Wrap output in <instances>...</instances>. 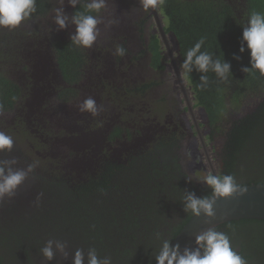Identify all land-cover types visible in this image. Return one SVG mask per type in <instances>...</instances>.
Instances as JSON below:
<instances>
[{"label": "flooded vegetation", "instance_id": "flooded-vegetation-1", "mask_svg": "<svg viewBox=\"0 0 264 264\" xmlns=\"http://www.w3.org/2000/svg\"><path fill=\"white\" fill-rule=\"evenodd\" d=\"M225 1L237 6L240 0ZM57 2V6L52 3L53 9L63 6L71 16L75 11H84L87 0H81L77 9L71 8L67 0L63 5L60 0ZM52 4L46 0L44 14L49 25L45 32L41 29L44 27L38 30L36 25V34L27 26L24 32H0V131L14 140L12 151L0 153V160L14 158L20 168L34 165L15 194L17 199L5 197L0 201V264H72L76 249L86 253L80 235L83 228L88 229L84 219L93 214L79 207L82 202L77 191L110 168L112 179L123 181L117 187L112 184V191L119 187L137 190L144 188L139 180L145 181L146 170L154 165L152 160H166L169 165L159 170L167 171L173 180L162 187L170 194L169 198L163 194L164 201L158 205L160 209L171 206L165 211L169 222L182 224L191 215L180 206L185 193L204 197L211 190L201 182L187 180L177 153L189 140L197 139V124L211 153L217 152L216 166L217 161L221 164L217 174L222 175L223 147L217 148V142L225 141L229 124L237 121L229 98L225 101L227 112L217 125L207 110L197 104L193 87L182 74L178 39L164 9V5L168 9L173 6L171 0L148 10L141 7L139 0H107V7L99 13L103 20L98 26L100 36L91 49L70 42L75 26L69 24L67 30H59L54 22L55 11L49 10ZM118 46L124 48V55L116 53ZM38 58L46 61L47 75L34 81L31 74L41 63ZM88 97L100 107L98 114L80 111V104ZM253 155L257 158L252 157L247 163L243 159L234 166L238 185L252 184L251 177L252 181L264 182L263 167L250 178L244 177L246 166L252 161L254 164L263 153ZM203 163H207L205 159ZM23 192L29 194V199ZM175 192L177 199L169 203ZM61 195L71 203L75 227L60 231L48 226L36 234H27L33 239L29 247L19 250L18 222L40 203L53 209ZM142 196L143 192L130 195L136 205L143 201ZM99 228H89L88 232L100 233ZM150 230L146 226L141 233L151 236ZM48 240L64 242L68 259L57 254L53 261H46L40 250Z\"/></svg>", "mask_w": 264, "mask_h": 264}, {"label": "trees", "instance_id": "trees-1", "mask_svg": "<svg viewBox=\"0 0 264 264\" xmlns=\"http://www.w3.org/2000/svg\"><path fill=\"white\" fill-rule=\"evenodd\" d=\"M171 2L173 6H169L168 9V6L164 5V9L168 11L166 16L169 27L178 39L181 64L187 50L201 38L205 39L201 51H208L214 58L221 60L224 58L231 64L232 76L230 75L227 81H221L210 71L207 73L208 85L201 89L199 85L202 74L195 70L188 80L198 100L197 104L207 110L210 120L217 125L227 112L225 103L227 98L233 109L238 110L243 101L264 92V76L258 71L248 73L242 71V68L250 67V54L246 45L245 52L243 54L239 52L243 27L246 26L252 12L264 13V0H240L237 6L225 0L198 2L171 0ZM46 7V0H37V11L30 18L44 16ZM4 30L6 31L3 29L0 32ZM229 125L220 154L225 165L222 175L237 174L234 167L236 163L242 162L243 159L247 163L253 160L252 157L257 158L253 155L255 153H263V156L258 157L254 164L252 161V165L246 166L244 177L247 175L246 177L250 178L258 168L263 167L264 172V100L251 114ZM152 161L154 165L149 171L146 170L145 181L141 180L142 178L139 180L143 189L127 191L119 187L112 191L114 188L112 184L117 187L123 181L113 180L110 174L113 169L110 168L97 177V180L87 182L77 191L82 202V206H78L82 207L83 211L88 210L93 214L84 219L88 229L83 228L80 235L86 250L95 248L99 257H111L112 264H152L156 255L154 253L159 251V245L167 239L171 242L189 220L192 214L182 224L176 221L169 222L170 217L165 211H169L171 206L160 209L158 202L164 201L163 194L167 195V198L170 194L167 188L162 187L169 185L173 178L171 175L167 176V171L159 170L169 165L166 160ZM174 162L178 169L177 159L174 158ZM153 171L156 176L151 175ZM253 178H250L251 182L264 184L260 180L252 181ZM261 180H264V175ZM142 192L143 201L137 203L138 205L134 204L130 195ZM175 194L176 192L172 194L169 203L177 199ZM180 206L184 210L183 205ZM131 207L133 211H130ZM142 225L151 228L149 231L151 236L141 233L145 231V228H140ZM95 227H100L101 232L89 234V228ZM216 230L229 236L232 248L247 260V264H264V221H232ZM21 249L22 246L19 247V250Z\"/></svg>", "mask_w": 264, "mask_h": 264}, {"label": "clouds", "instance_id": "clouds-1", "mask_svg": "<svg viewBox=\"0 0 264 264\" xmlns=\"http://www.w3.org/2000/svg\"><path fill=\"white\" fill-rule=\"evenodd\" d=\"M37 0H0V28L16 29L28 20L36 11ZM64 4V0H60ZM144 10L156 9L164 0H139ZM68 5L77 9L81 0H67ZM84 11H75L69 16L65 8L59 7L55 11L54 22L59 30L65 31L69 24L75 26V31L69 36L72 44L91 49L100 36L99 25L103 20L99 13L107 7V0H87L83 5ZM92 13H95L92 14ZM205 39L201 38L195 45L189 48L180 65L185 80H189L195 70L201 73L200 85L204 89L208 85L207 73L213 72L221 81H227L231 75V64L223 58H214L208 51H201ZM245 45L250 54V67L242 68L244 73L258 71L264 76V13L252 12L246 26L243 27L242 40L239 52H245ZM124 48L118 46L116 53L124 55ZM239 59V57H234ZM80 111L98 114L100 107L92 97H88L80 104ZM14 147L12 136L0 131V153L11 152ZM16 159L0 160V201L5 197H15L18 189L27 180L28 175L34 170V165L26 168L16 167ZM196 178L205 184L210 190L209 196L197 197L194 192H186L183 197L185 212H191L194 217L201 215L214 217V206L217 199L229 198L237 191H241L234 175H218L210 171H197ZM191 182L192 178L187 179ZM67 245L58 240H48L40 252L46 261H53L57 254L65 260L69 253ZM156 264H247V260L237 253L231 246L230 238L225 232L208 228L195 237V247H185L181 250L179 243L164 240L158 253L154 256ZM72 264H112L111 257H99L95 248H89L87 252L76 249L72 255Z\"/></svg>", "mask_w": 264, "mask_h": 264}, {"label": "water", "instance_id": "water-1", "mask_svg": "<svg viewBox=\"0 0 264 264\" xmlns=\"http://www.w3.org/2000/svg\"><path fill=\"white\" fill-rule=\"evenodd\" d=\"M38 61L41 63L38 66L36 65L33 74H31V77L34 81L40 77H42V80L47 75L45 72L46 61H43L42 58H38ZM36 95L38 96L39 94ZM263 100L264 92L255 98L243 101V104L238 110L233 109V118L240 120L246 115L251 114ZM196 127L198 132L197 139L189 140V142L180 148L181 151L179 150L180 152L177 153V156L178 160L180 161L181 170L188 176V178L191 177L193 181L199 182L196 178L197 171H210L214 174H217L221 168V164L219 161H217L218 165L216 166L217 152L211 153V149L203 140L197 124ZM217 144L218 148L219 145L220 147H223L224 143L221 139V143L219 141ZM75 145L78 144L75 143ZM199 147L200 150L198 149ZM203 159L206 160V164L203 163ZM239 186L241 191H237L231 197L217 199V202L214 206V217L208 218L201 215L197 218L191 215L189 220L183 225V227L171 241L172 244L175 245L179 243L181 245V250H183L185 247L194 248L196 235L207 230L208 228H214L216 230L218 227L232 221H264V184L252 183ZM22 194L24 197H26V199H29L28 193L23 192ZM15 199H17V197L11 198L10 200ZM30 203L24 204L25 206H31ZM152 264H156L155 259H153Z\"/></svg>", "mask_w": 264, "mask_h": 264}, {"label": "rangeland", "instance_id": "rangeland-1", "mask_svg": "<svg viewBox=\"0 0 264 264\" xmlns=\"http://www.w3.org/2000/svg\"><path fill=\"white\" fill-rule=\"evenodd\" d=\"M49 2V5L55 4L57 6V0L51 1L47 0ZM49 6L50 12H54L55 9ZM49 12V13H50ZM34 25H36L37 29L40 30L41 28L45 32L46 28L49 25V18L47 14L40 18H29L28 20L24 21L21 26L17 27L16 29H19L20 32H24L23 29L25 26L33 28ZM5 28H0V31H2ZM8 30V29H6ZM17 30V32L19 31ZM35 28H33L32 33L36 34L34 32ZM70 204L66 196L61 195L60 196V202L58 204H55L53 206V209H50L49 206L43 207V204L40 203L26 219H24L21 222H18V227L20 229V234L23 235L18 237L17 242L19 244V247H29L30 241L33 239L29 238L27 234H36L38 232H41L40 230L42 228H46L48 226L54 227L55 229H58L60 231L64 230L67 231L73 227H75L74 222V211L71 210Z\"/></svg>", "mask_w": 264, "mask_h": 264}]
</instances>
